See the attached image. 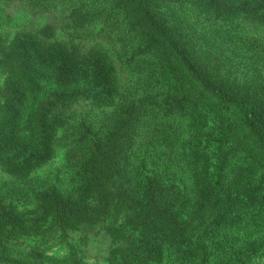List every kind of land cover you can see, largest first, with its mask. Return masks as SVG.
Wrapping results in <instances>:
<instances>
[{"label": "rangeland", "instance_id": "374dc122", "mask_svg": "<svg viewBox=\"0 0 264 264\" xmlns=\"http://www.w3.org/2000/svg\"><path fill=\"white\" fill-rule=\"evenodd\" d=\"M155 1L185 22L200 41L236 61L231 64L227 57H218L227 73L220 74L222 82L239 91L250 84L264 85V69L258 71L263 65L254 66L248 60L264 59V21L244 15L220 20L211 10L197 9L191 0ZM252 1L264 6V0ZM122 3L0 0V106L6 97V79L17 70L8 45L20 33L31 35L42 46L59 42L70 52H101L113 64L116 83L110 104L107 99L100 103L80 97L51 107L47 113L53 128L49 155L27 175H12L0 163V245L5 246V252L0 248V264H17L14 260H23L18 256L28 248L49 258L44 264H120L125 252H131L127 257L131 261L146 246L141 230L131 234L132 212L123 214L112 232L103 223L63 230L50 218L40 223L38 232L25 230L40 215L39 194L50 187L62 194L78 188L80 165L90 145L108 134L120 112L140 98L148 100L143 102L147 111L129 156V175L136 188L145 177L175 186L177 203L184 205L181 221L186 223L178 240L164 244L160 261L144 264H264V133L250 131L240 118H228L219 100L186 70L166 40L161 39L154 52L145 48ZM39 73L38 86L23 92L20 117L5 127L26 143L22 157L39 143L33 127L36 108L55 91L87 85L80 79L62 87L53 69L44 64ZM258 94L264 96V90ZM218 132L223 133L221 141L208 144L206 140ZM215 181L216 196L206 203L204 187ZM220 183L222 189L217 192ZM151 234L145 239L150 240Z\"/></svg>", "mask_w": 264, "mask_h": 264}, {"label": "trees", "instance_id": "16d2710c", "mask_svg": "<svg viewBox=\"0 0 264 264\" xmlns=\"http://www.w3.org/2000/svg\"><path fill=\"white\" fill-rule=\"evenodd\" d=\"M191 1L197 9L211 10L213 16L220 20H234L244 15L264 21V6L252 0ZM120 5L145 48L154 52L160 45L159 41L166 40L186 70L219 100L222 111L228 118H240L250 131L264 133V96L258 94L259 90H264V85L255 88L250 84L244 91H239V88L222 82L220 74L224 71L218 57H227L231 64H236V61L233 62L222 50L200 41L201 38L194 35L185 22L176 18L172 12L164 11L155 0H124V4ZM8 47L12 48L17 70L6 79V97L0 106V163L12 175H27L49 155L53 128L47 119V113L51 107L61 100L80 97L97 102L107 99L110 104L116 88L114 67L101 52H70L59 42L42 46L26 33L15 35ZM248 60L254 66L263 65L258 71L264 69V59ZM42 64L53 69L62 87L80 79L87 81V85L84 88L66 87L55 91L36 108L33 127L39 143L32 153L22 157L26 143L16 131L5 127L20 117L23 92L38 86L41 75L39 66ZM224 73L226 76L227 73ZM144 101L148 100L140 98L133 103L141 102L142 106L131 103L126 111H121L108 134L90 145L87 156L80 165L81 184L78 188L71 193L62 194L55 187H50L39 194L40 215L30 220V226L25 227L26 231H40V223L50 218L53 225L63 230L75 229L83 224L92 227L103 223V228L112 232L116 230L123 214L132 212L133 217L128 219L134 227L131 234L141 230L142 243L146 246L139 249V254L132 255L131 261L127 260L131 252H125L124 262L120 264H144L145 261L161 260L164 244L178 240L186 223L181 221L180 209L184 205L179 207L177 203L178 192L175 186L169 187L166 182L152 181L145 177L143 184L136 188L129 175V156L147 111L143 106ZM168 102V99L164 100L170 113H174ZM178 107L185 108L184 105ZM222 134L215 133L206 140L207 143H219ZM215 183L216 181L211 186L204 187L202 199L206 203L211 196H216ZM220 187L222 189V183L218 185L217 192ZM137 222L139 225H133ZM149 232H152L151 239L146 240L145 236ZM122 239L126 241L128 236ZM125 245L128 246L129 243L125 242ZM0 248L5 252V246L0 245ZM20 257L23 259L20 262L14 260L17 264H44L49 259L29 248L18 259ZM6 259L2 261L7 263ZM8 263L14 262L10 260Z\"/></svg>", "mask_w": 264, "mask_h": 264}]
</instances>
